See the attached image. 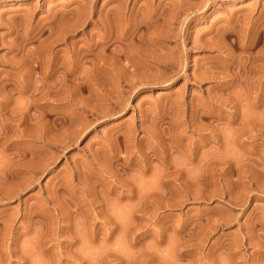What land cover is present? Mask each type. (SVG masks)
I'll list each match as a JSON object with an SVG mask.
<instances>
[{
    "label": "rangeland",
    "instance_id": "obj_1",
    "mask_svg": "<svg viewBox=\"0 0 264 264\" xmlns=\"http://www.w3.org/2000/svg\"><path fill=\"white\" fill-rule=\"evenodd\" d=\"M193 1L0 0V264H264V0Z\"/></svg>",
    "mask_w": 264,
    "mask_h": 264
},
{
    "label": "bare ground",
    "instance_id": "obj_2",
    "mask_svg": "<svg viewBox=\"0 0 264 264\" xmlns=\"http://www.w3.org/2000/svg\"><path fill=\"white\" fill-rule=\"evenodd\" d=\"M205 1V2H204ZM204 1H202L201 3H203V4H201L202 6H200L201 8L200 9H203L206 5H208L210 2L212 3V2H215V1H217V0H204ZM186 3V2H185ZM176 6V5H175ZM174 6V7H175ZM178 6V5H177ZM183 6V5H182ZM182 6H180V7H182ZM185 6V5H184ZM197 7V4H195V1H193V0H189V2H187V4H186V7L184 8V10L187 12V11H193V9L194 8H196ZM177 8V7H176ZM180 9H182V8H180ZM250 10V9H249ZM179 11V10H178ZM189 15V14H188ZM245 16H246V14H245ZM247 16H248V14H247ZM227 21H229L228 22V27H227V29H226V31L225 32H223V34H221L220 36L221 37H219L220 39V43H218L217 41V43H218V45H217V43H216V45H211V43H209V42H207V43H209L210 45L209 46H215V47H213V48H216V50H218V55H221L222 53H224L225 52V54L227 55H229V54H232L233 53V51L232 50H235V49H238V48H240V49H251V48H254L255 47V44H256V42H254L255 40H254V38H249L250 39V41H245V40H248V39H246V38H244L243 39V37L240 35V33L238 34V31L240 30V28H239V26H240V24H239V22H240V20H239V17H237L236 15H234V13H230L229 14V19L227 20ZM231 22H234V24L233 25H231V26H229L230 25V23ZM254 28V27H253ZM220 29V28H219ZM248 29V28H247ZM253 30H255V29H253ZM211 31V30H210ZM216 31V30H215ZM219 32L217 31V35H219L218 34ZM214 36H216L215 34H214ZM251 36V35H250ZM256 38V37H255ZM254 41H253V40ZM202 40V39H201ZM200 40V41H201ZM217 40V39H216ZM257 40V39H256ZM197 42V41H196ZM202 45H204V46H208L207 45V43H206V40H202V42H200ZM214 43H215V41H214ZM213 43V44H214ZM228 43H230V44H228ZM198 44L199 43H197L196 45L198 46ZM201 44H200V46H201ZM193 45H194V43H193ZM252 50V49H251ZM225 55V56H226ZM233 55V54H232ZM220 58V57H219ZM219 58H216V59H219ZM230 60V63H227L228 61ZM255 61V60H254ZM210 62H212L213 64V66L212 67H204V68H206L207 70H208V74L206 73V76H207V78L208 79H212V80H214V81H216V82H219L220 81V79H222L223 77H221V75H222V73H223V71H222V69L226 66L227 68H231L230 66H234L235 64H236V62L232 59V57L230 58V59H228V58H225V57H223V56H221V58L217 61V60H215L214 62L213 61H210ZM251 63H253V62H251ZM247 64L246 66H244L243 64V62L242 63H238L239 64V67H242V69L243 68H245V71L249 74V73H253L254 71H257L256 69H257V67H256V69H255V66L254 65H252V64ZM234 64V65H233ZM237 64V65H238ZM254 64V63H253ZM242 65V66H241ZM211 66V65H210ZM205 69V70H206ZM259 69V68H258ZM206 70V71H207ZM261 70H262V72L264 71L263 69H261V67H260V71H257L258 73L259 72H261ZM255 73V72H254ZM195 74V73H194ZM202 77V76H201ZM203 79L205 78V77H202ZM202 78H200V76L198 75V74H195L194 76H190L189 77V79L190 80H193V81H196V82H199L200 80H203ZM206 78V79H207ZM235 78V77H234ZM235 118V115L233 116V119Z\"/></svg>",
    "mask_w": 264,
    "mask_h": 264
}]
</instances>
